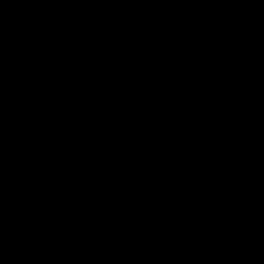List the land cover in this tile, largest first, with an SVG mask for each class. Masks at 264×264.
Masks as SVG:
<instances>
[{
  "label": "water",
  "instance_id": "obj_1",
  "mask_svg": "<svg viewBox=\"0 0 264 264\" xmlns=\"http://www.w3.org/2000/svg\"><path fill=\"white\" fill-rule=\"evenodd\" d=\"M0 264H264V0H0Z\"/></svg>",
  "mask_w": 264,
  "mask_h": 264
}]
</instances>
